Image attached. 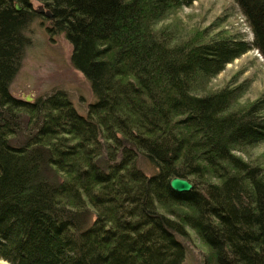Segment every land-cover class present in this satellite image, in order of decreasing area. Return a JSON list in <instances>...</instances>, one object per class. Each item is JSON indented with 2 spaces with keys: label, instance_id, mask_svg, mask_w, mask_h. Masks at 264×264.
Returning a JSON list of instances; mask_svg holds the SVG:
<instances>
[{
  "label": "trees",
  "instance_id": "1",
  "mask_svg": "<svg viewBox=\"0 0 264 264\" xmlns=\"http://www.w3.org/2000/svg\"><path fill=\"white\" fill-rule=\"evenodd\" d=\"M38 1L50 18L0 0V260L182 264L191 229L207 263L264 264V169L235 154L264 143V94L236 107L245 83L209 89L243 54L264 60V0H233L251 40L179 36L165 21L195 0ZM41 15L89 82L85 115L62 89L31 102L10 92ZM174 176L192 189L173 191Z\"/></svg>",
  "mask_w": 264,
  "mask_h": 264
},
{
  "label": "rangeland",
  "instance_id": "2",
  "mask_svg": "<svg viewBox=\"0 0 264 264\" xmlns=\"http://www.w3.org/2000/svg\"><path fill=\"white\" fill-rule=\"evenodd\" d=\"M44 6L41 1L32 0V7ZM47 10V8H45ZM44 15L36 16L24 30L27 45L24 47L20 67L10 84V92L25 100L62 89L70 98L73 106L81 115L87 112L88 104L94 102L89 82L81 72L73 67L70 60L72 47L63 33H49L50 26ZM182 38L191 35L195 29L239 33L246 40L252 39L251 30L233 0H195L190 6H183L174 12L167 21ZM227 83L232 86L246 84V91L238 99L236 107L252 101L264 94V60L256 51L251 50L233 62L215 76L209 83L210 90H216ZM235 154L252 165L264 169V143L235 150ZM140 167L153 174L156 169L143 159ZM188 238H181L186 246L187 255L182 264H210L203 260L208 251L205 244L193 230ZM205 245V246H204ZM207 247V246H206Z\"/></svg>",
  "mask_w": 264,
  "mask_h": 264
},
{
  "label": "water",
  "instance_id": "3",
  "mask_svg": "<svg viewBox=\"0 0 264 264\" xmlns=\"http://www.w3.org/2000/svg\"><path fill=\"white\" fill-rule=\"evenodd\" d=\"M14 7L16 10L21 9V6L17 2L14 3ZM35 11L37 13H43L48 18L51 17V12L49 10H45L43 6H38L37 8H35ZM25 100L30 101L31 98L26 96ZM169 186L173 191L176 192H187L190 191L193 187L192 183L188 179L178 176H174L170 179Z\"/></svg>",
  "mask_w": 264,
  "mask_h": 264
},
{
  "label": "bare ground",
  "instance_id": "4",
  "mask_svg": "<svg viewBox=\"0 0 264 264\" xmlns=\"http://www.w3.org/2000/svg\"><path fill=\"white\" fill-rule=\"evenodd\" d=\"M0 264H8V263L6 261H4V260H0Z\"/></svg>",
  "mask_w": 264,
  "mask_h": 264
}]
</instances>
